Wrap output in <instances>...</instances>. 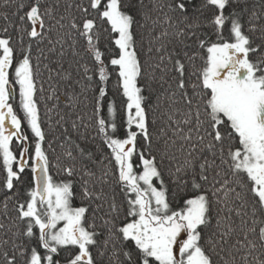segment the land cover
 Masks as SVG:
<instances>
[{
  "label": "snow or ice",
  "instance_id": "1",
  "mask_svg": "<svg viewBox=\"0 0 264 264\" xmlns=\"http://www.w3.org/2000/svg\"><path fill=\"white\" fill-rule=\"evenodd\" d=\"M0 7V264H264V0Z\"/></svg>",
  "mask_w": 264,
  "mask_h": 264
},
{
  "label": "trees",
  "instance_id": "2",
  "mask_svg": "<svg viewBox=\"0 0 264 264\" xmlns=\"http://www.w3.org/2000/svg\"><path fill=\"white\" fill-rule=\"evenodd\" d=\"M3 4V0H0V5ZM13 9L9 8V7H0V13L3 12H8L9 14L11 13ZM5 22L3 20H0V25H3ZM206 31H211L210 29L206 30ZM225 36H227V30H225ZM212 39H215V36L212 37ZM107 43L106 41H101V47H104V44ZM147 47V44L145 43V48ZM35 55L36 53L33 52V66L35 69V65H36V61H35ZM72 59V57L69 55L68 57H66V61H65V68H68V63L67 61ZM141 59L144 60L146 59V57L144 56L143 52L141 53ZM47 63V61H44L43 63H41L40 68H39V72L40 75L37 76V92H36V100L38 102V107H39V111H40V115L41 118L44 122V128L46 130V132H48V139H52L53 136H59L60 131H63V129H58V131L56 132H52L49 129V123H51L53 128H57L58 126L56 125V121L59 119V114H65L69 111V109L66 107L67 105V100L66 97L64 96V88L60 87L59 90L57 91L56 95L60 96V100L57 101L55 99H48V96L51 94L52 92V88L51 85H53L54 83H56V80H58V78H56V80L53 81H49L48 80V76L49 73L48 71L43 67V64ZM71 71L73 72V75L75 76L76 74V69L73 66V68L71 69ZM114 84H115V76H113L109 82H108V97L109 98H113L115 97L116 99V105L117 108L119 109L121 106V97L117 96L115 94L114 91ZM41 87L43 88V91L41 92L40 89ZM16 91L14 93L13 98L10 100V103L13 104L14 108L16 109V111L18 113H20L19 110V88L18 85L15 86ZM77 91H79V88H77ZM92 96H93V92H88L87 93V100L85 99L84 96L80 97V103L78 105V107L72 111L79 113L81 115H83L84 113H87L88 115H91V110H92ZM56 107H53V106ZM47 109H53L51 113H49L47 111ZM20 115H22V113H20ZM49 117H51V120L49 121ZM73 119L75 118L74 116L72 117ZM123 118V112H119L118 115V119H122ZM67 119V117H66ZM87 119V118H86ZM66 127H69V131H71L70 129V121L65 125ZM29 136H31V134L29 133ZM63 142V138H61L60 140H58L56 142V144L54 145L56 147V151L55 153H51L50 152V158L52 159L53 163H55V157L57 155H62L63 149H61L59 147V144ZM68 147H71V145H66ZM13 147L15 149V143L13 144ZM45 148H47V144H45ZM51 174L54 176V178L56 180H61L64 178L63 174L57 169V168H52L51 169ZM30 175V173H29ZM0 200H2V197H0ZM75 203H79V200H77ZM2 203H0V210H2ZM11 207V205L9 206ZM107 259V258H105Z\"/></svg>",
  "mask_w": 264,
  "mask_h": 264
},
{
  "label": "rangeland",
  "instance_id": "3",
  "mask_svg": "<svg viewBox=\"0 0 264 264\" xmlns=\"http://www.w3.org/2000/svg\"><path fill=\"white\" fill-rule=\"evenodd\" d=\"M14 148V147H13Z\"/></svg>",
  "mask_w": 264,
  "mask_h": 264
}]
</instances>
